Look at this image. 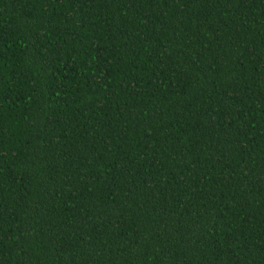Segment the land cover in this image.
I'll return each mask as SVG.
<instances>
[{"label":"trees","instance_id":"16d2710c","mask_svg":"<svg viewBox=\"0 0 264 264\" xmlns=\"http://www.w3.org/2000/svg\"><path fill=\"white\" fill-rule=\"evenodd\" d=\"M0 264H264V0H0Z\"/></svg>","mask_w":264,"mask_h":264}]
</instances>
